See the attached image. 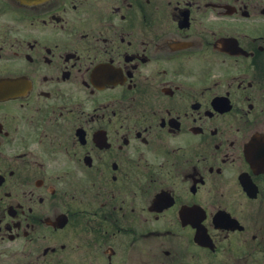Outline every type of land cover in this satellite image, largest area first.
Returning a JSON list of instances; mask_svg holds the SVG:
<instances>
[{
	"label": "flooded vegetation",
	"instance_id": "flooded-vegetation-1",
	"mask_svg": "<svg viewBox=\"0 0 264 264\" xmlns=\"http://www.w3.org/2000/svg\"><path fill=\"white\" fill-rule=\"evenodd\" d=\"M0 264H264V0H0Z\"/></svg>",
	"mask_w": 264,
	"mask_h": 264
}]
</instances>
